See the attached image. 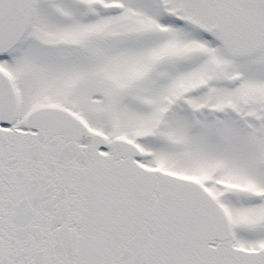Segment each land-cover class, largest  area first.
I'll return each mask as SVG.
<instances>
[{
    "label": "snow or ice",
    "instance_id": "6c2138e0",
    "mask_svg": "<svg viewBox=\"0 0 264 264\" xmlns=\"http://www.w3.org/2000/svg\"><path fill=\"white\" fill-rule=\"evenodd\" d=\"M0 264H264V0H0Z\"/></svg>",
    "mask_w": 264,
    "mask_h": 264
}]
</instances>
